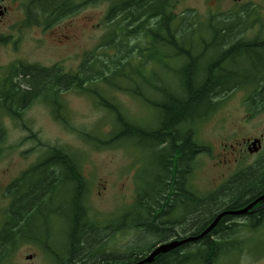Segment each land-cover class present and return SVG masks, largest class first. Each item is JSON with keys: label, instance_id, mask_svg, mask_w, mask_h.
Wrapping results in <instances>:
<instances>
[{"label": "trees", "instance_id": "trees-1", "mask_svg": "<svg viewBox=\"0 0 264 264\" xmlns=\"http://www.w3.org/2000/svg\"><path fill=\"white\" fill-rule=\"evenodd\" d=\"M97 1L29 0L27 24L50 29L84 4ZM107 1L108 30L97 47L102 52L95 48L86 53L76 71H64L61 64L45 67L18 62L0 74V155L6 150L7 118L31 132L32 139L38 138L24 115L31 105L42 101L56 120L87 143L96 148L124 146L134 157L132 166L139 162L136 193L131 200L125 199L129 205L124 211L119 210V226L144 228L161 236L184 230L192 232V238L207 240L212 233L225 231L227 216L237 215L243 203L264 193V161L214 196H197L192 186L196 157L202 150L197 141L199 122L238 89L248 90L245 101L253 112H264V35L247 36L257 24L263 25L261 6L241 3L228 12L212 11L204 16L194 9L177 12L180 0ZM69 90L89 95L96 107L108 112L111 126L107 131L102 126L91 131L75 129L69 123L63 98V92ZM115 91L137 99L147 114L135 118ZM46 151L7 188L17 202L13 213H18L10 224L4 217L0 226V264L8 263L18 240L25 237L22 231L33 227L34 216L20 218L25 212L18 206L29 209L37 195H46V186L52 184L51 201L55 192L60 194V202L64 194L69 206L71 264H94L99 232L86 202L91 180L83 173L77 153L59 145ZM176 203L189 210L185 224L176 218L161 220L165 209L171 211L167 206ZM257 214L263 215L264 209ZM213 221L217 222L210 226ZM101 264L122 263L102 260ZM123 264L130 262L123 260Z\"/></svg>", "mask_w": 264, "mask_h": 264}, {"label": "rangeland", "instance_id": "rangeland-1", "mask_svg": "<svg viewBox=\"0 0 264 264\" xmlns=\"http://www.w3.org/2000/svg\"><path fill=\"white\" fill-rule=\"evenodd\" d=\"M241 1L242 4L250 2L258 4L263 13V25L257 24L254 29L248 31L247 36L254 37L258 32L264 35V0ZM239 4L235 0H180L176 10L180 12L194 9L205 16L212 11L228 12ZM8 6L9 13L0 21V68L6 67L12 61H22L45 67L61 64L64 71H76L84 55L99 46L108 30L105 24V15L109 8L107 0L86 4L76 14L62 19L50 29L39 25L26 26V15L21 1L17 6L11 0ZM9 37L11 39L5 41V38ZM246 90L238 89L224 97L217 112L203 121L197 129L199 141L208 145L211 153H202L198 156L192 182L205 193H211L226 182L235 171L256 164L264 156V148L263 153H250L248 146L245 147L246 139L253 141L259 138L263 140L264 145V112L249 111L245 101L248 91ZM63 93L65 115L75 129L91 131L102 126L103 131L108 130L111 126L108 112L104 108L96 107L89 95L75 90ZM114 94L135 118L147 114L146 108L130 94L120 91H115ZM25 117L33 132L37 134L36 139L47 143L46 145L65 147L81 157L83 173L91 180L88 203L92 216L101 221L100 231L105 233L97 236L100 239L106 237L108 229H105V224H108L110 216L118 213L127 204L123 199L131 200L130 197L135 194L132 178L135 169V166H132L134 157L124 146L96 148L87 143L77 132L67 129L63 123L57 121L50 107L42 101L31 105ZM5 123L8 130L4 144L6 150L4 155H0V226L6 208L11 202L10 198L5 196V188L22 171L41 159L46 150L45 145L29 137L32 133L21 128L14 120L7 118ZM250 172L242 171L236 175V179L239 180ZM63 196L59 212L66 211L67 201L66 196L64 194ZM60 198V194L57 193L53 201L55 207L59 205ZM52 214L54 223L57 216L54 212ZM55 224H58V220ZM259 228L256 235L264 239V226ZM134 233L115 232L114 239L111 240L110 237L107 239V247L112 251L118 246L126 247ZM63 236L66 237V233ZM100 243V241L97 243L94 252L96 250L103 252L105 247L100 248ZM140 251L142 250H136ZM42 258L41 255L38 256L36 243L24 241L16 247L9 263L44 264ZM239 264H264V252L261 255L247 254Z\"/></svg>", "mask_w": 264, "mask_h": 264}, {"label": "flooded vegetation", "instance_id": "flooded-vegetation-1", "mask_svg": "<svg viewBox=\"0 0 264 264\" xmlns=\"http://www.w3.org/2000/svg\"><path fill=\"white\" fill-rule=\"evenodd\" d=\"M10 1L11 0H0V21H3L9 13L10 9L8 3H10ZM13 1L17 4V6L18 2L21 1V5L24 6L26 15L25 23L26 26H29L27 24V3L29 0ZM47 1L55 3V0ZM32 25L38 26L37 24ZM9 39H11V37ZM53 177L54 176L51 174V177H49V179L51 180V178ZM11 182L12 181L9 182L7 188L12 185ZM35 187H33L32 190ZM45 189L47 192L46 195H37L38 197L36 198V201L30 203L31 206L27 207L29 209H25L26 207L18 206L19 210L25 212L24 215L20 216V218L24 219V216L27 217L29 215H31V217L37 216V214L43 212L44 209L47 214L45 220L49 221L53 218V214L51 213L52 209L50 207L53 184L52 186H48ZM262 194H260V196H258L257 198L242 204L240 209L250 206V209L247 212L243 214H237L235 216H227V218L224 220V223L226 225L225 231L218 233L214 232L209 236L207 240H201V238L203 237H200L198 239H191L192 237L190 236L193 235L192 232H184V230H179V234L174 233L170 236H161L160 232H158V235H155L143 228L141 229L143 231H134L135 235L129 238L130 241L126 245V247L118 246L115 249V252H108L106 248L107 241H104L100 238L96 239V245L100 241V248H105L103 252L96 250L95 253L92 254V257L94 259L93 262L94 264H101L103 260L111 262L114 261L115 263L119 262L123 264V260H126L130 262V264H135L147 259L155 252L158 247L162 246L163 244H170L174 246L176 245V247H173L164 252H160L155 255L151 261L142 262V264H239V262L247 254L255 253L257 255H261L264 252V239L256 235L257 233H253L257 228V225H259V223H261V221L264 219V214L261 216L257 214L264 209V198L260 199ZM7 197L10 198L11 202L9 204V207L6 208L5 216H7V218L10 220L8 221V223L10 224L12 223V216H14V214L17 216L18 213L17 211L13 213V210L15 208L14 206L17 202L12 199V191L10 190H8L6 194V198ZM173 207L176 209H172ZM167 208L171 211L165 209V212L163 213L164 215L162 216L161 220L167 217L170 221H176L173 219L176 218L178 219L177 222L181 221L180 224H185V222L190 217L188 214L189 210L183 207V203H176L175 206H167ZM22 212H20V214ZM56 213L59 214V211L57 209ZM226 214L231 215V213ZM212 223H214V221ZM246 224H250L249 226L254 229L246 232L247 228H249V226ZM168 225L169 224H165L166 229L163 228L165 229V231H169L170 228L168 227ZM18 226L19 225H17L15 229H18ZM39 228L41 231L45 232L37 233L36 239L38 256L41 255V257H43L42 261L44 262V264H71L74 257L73 245L71 244L72 242L70 239V235L68 237L67 247H64V245H61L63 237L59 233H57V231H55L53 228L46 231L42 230L44 229L42 225ZM22 232L25 236L29 235L27 231ZM11 233H13V237L19 236V233L17 232H10L9 235H11ZM136 250L142 251L136 252ZM92 257L89 258L92 259Z\"/></svg>", "mask_w": 264, "mask_h": 264}, {"label": "bare ground", "instance_id": "bare-ground-1", "mask_svg": "<svg viewBox=\"0 0 264 264\" xmlns=\"http://www.w3.org/2000/svg\"><path fill=\"white\" fill-rule=\"evenodd\" d=\"M160 9V8H159ZM156 12V11H155ZM249 75V74H248ZM193 207V206H192ZM173 209H176V208H173ZM236 214H240V212L239 211H237L236 212ZM216 222L217 221H214V223H212L210 226H214L215 224H216ZM108 223L110 224V225H107V224H105V229H110L111 227H112V225H111V222H109L108 221ZM192 239H195V238H192ZM161 247V246H160ZM160 247H158L156 250H155V252L160 248ZM142 262H145V261H142ZM142 262H138V263H135V264H142Z\"/></svg>", "mask_w": 264, "mask_h": 264}, {"label": "water", "instance_id": "water-1", "mask_svg": "<svg viewBox=\"0 0 264 264\" xmlns=\"http://www.w3.org/2000/svg\"><path fill=\"white\" fill-rule=\"evenodd\" d=\"M250 208V207H249ZM173 245H168V246H163V247H161V248H159L155 253H153L152 255H151V257L148 259V260H151L153 257H154V255H156V254H158L159 252H161V251H166V250H168L169 248H171Z\"/></svg>", "mask_w": 264, "mask_h": 264}]
</instances>
